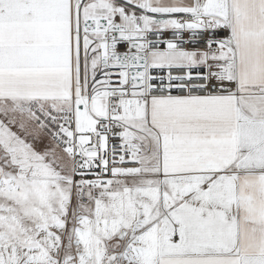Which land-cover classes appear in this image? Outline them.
<instances>
[{
    "label": "snow or ice",
    "instance_id": "snow-or-ice-1",
    "mask_svg": "<svg viewBox=\"0 0 264 264\" xmlns=\"http://www.w3.org/2000/svg\"><path fill=\"white\" fill-rule=\"evenodd\" d=\"M0 264H264V0H0Z\"/></svg>",
    "mask_w": 264,
    "mask_h": 264
}]
</instances>
